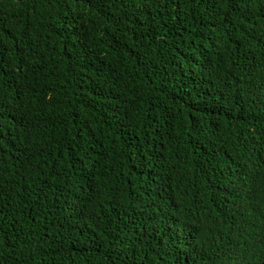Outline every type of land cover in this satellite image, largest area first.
<instances>
[{"label": "trees", "instance_id": "16d2710c", "mask_svg": "<svg viewBox=\"0 0 264 264\" xmlns=\"http://www.w3.org/2000/svg\"><path fill=\"white\" fill-rule=\"evenodd\" d=\"M0 264H264V0H0Z\"/></svg>", "mask_w": 264, "mask_h": 264}]
</instances>
